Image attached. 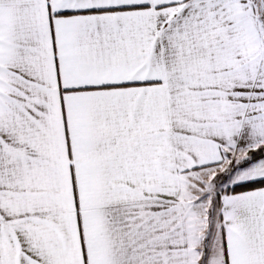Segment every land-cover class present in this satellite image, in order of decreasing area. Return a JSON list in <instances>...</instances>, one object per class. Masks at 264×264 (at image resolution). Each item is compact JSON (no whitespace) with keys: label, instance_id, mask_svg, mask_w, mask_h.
I'll use <instances>...</instances> for the list:
<instances>
[{"label":"snow or ice","instance_id":"1","mask_svg":"<svg viewBox=\"0 0 264 264\" xmlns=\"http://www.w3.org/2000/svg\"><path fill=\"white\" fill-rule=\"evenodd\" d=\"M0 264H264V0H0Z\"/></svg>","mask_w":264,"mask_h":264}]
</instances>
